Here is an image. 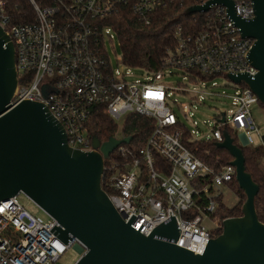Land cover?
<instances>
[{
	"label": "built area",
	"instance_id": "obj_1",
	"mask_svg": "<svg viewBox=\"0 0 264 264\" xmlns=\"http://www.w3.org/2000/svg\"><path fill=\"white\" fill-rule=\"evenodd\" d=\"M194 1L197 5L208 0ZM233 1L237 15L244 19L255 16L252 0ZM29 2L34 21L14 23L6 1L0 0V25L12 40L16 54L18 85L12 103H43L64 126L69 146L85 152L95 149L88 129L95 107H103L117 123L130 114L152 118L154 127L145 145L138 152H131L122 171L113 161L107 166L105 163L104 172L114 190L107 194L124 221L131 222L135 230L150 235L174 218L179 231L177 239H161L202 254L215 237L213 232L223 228V220L228 218L223 214L220 220L214 217L223 203L221 188L230 186L236 167L231 162L219 166L205 162L187 146L185 132L189 131L193 140L217 143L224 140L228 126L237 134L241 146L263 142L250 109L258 97L245 82L228 78L229 73L254 76L258 72L249 61L254 39L242 37L226 6L212 4L208 11L197 12L205 14L201 24L195 19L190 29L176 28V44L164 57L161 69L146 70L145 79L132 81L129 75L136 69L123 62L122 53L117 61L122 69L113 66L106 40L117 36L101 21L122 6H129L149 24L152 13L166 7L168 0ZM168 67L183 70V92L195 98L208 95L209 84H215L217 77L226 76L233 84V109L216 116L215 127L207 138H196L175 114L171 93L160 82ZM117 148L123 156L130 152L123 144ZM206 220L214 224L206 227ZM59 227L54 218L44 219L28 211L18 195L2 201L0 264H54L74 243L85 253L86 248L76 238L61 239Z\"/></svg>",
	"mask_w": 264,
	"mask_h": 264
},
{
	"label": "water",
	"instance_id": "obj_2",
	"mask_svg": "<svg viewBox=\"0 0 264 264\" xmlns=\"http://www.w3.org/2000/svg\"><path fill=\"white\" fill-rule=\"evenodd\" d=\"M252 3L251 19L236 14L233 0H208L185 14L208 11L212 4L227 7L242 37L254 39L249 61L258 70L254 76L229 73L228 78L248 84L264 104V0ZM17 85L15 47L0 25V203L26 194L60 224L61 239L76 238L84 245L85 253L74 264H264V223L255 205L260 187L228 131L216 146L233 157L237 182L246 195L242 215L225 218L222 233L202 254H195L161 239H177L174 218L144 235L124 221L102 188L105 161L131 138L101 143L93 136V151L72 148L64 126L43 103H12Z\"/></svg>",
	"mask_w": 264,
	"mask_h": 264
},
{
	"label": "trees",
	"instance_id": "obj_3",
	"mask_svg": "<svg viewBox=\"0 0 264 264\" xmlns=\"http://www.w3.org/2000/svg\"><path fill=\"white\" fill-rule=\"evenodd\" d=\"M5 1L12 22L30 23L34 21L35 13L29 0ZM194 4V0H168L166 7L157 8L152 13L149 24L134 14L131 7L122 6L116 13L102 19L101 25L104 28H110L116 34L120 43L123 62L126 65L134 69L157 71L163 67L164 57L176 44V28L183 26L190 29L193 27L195 19L199 20V24L202 23L205 14H185V11ZM258 102L264 106L259 100ZM153 127L154 120L152 118L139 114L128 115L124 120L122 134L123 138H131V140L122 144L130 152L123 156L116 148L112 152V154L116 152L115 156L111 154L110 159L105 161L106 166L113 161L115 167L122 171L124 162L131 158V152H138L145 145ZM88 129L92 137L96 136L101 143L107 142L111 138L117 139L116 136L119 132L118 123L105 113L103 107L99 106L93 110ZM226 129L235 138V143L242 148L246 170L260 187L255 205L259 220L264 223V136L262 143L241 146L237 134L228 126ZM185 141L192 151L210 165L219 166L233 160L230 152L217 147L213 140H193L189 131H186ZM107 176L104 172L102 188L108 194H112L114 190L110 187ZM229 185L235 190L239 200L232 207L222 203L216 214L219 218L222 214L225 217L242 215V206L246 200V195L239 187L236 177ZM222 230L223 228L214 231L213 235L215 237L220 235Z\"/></svg>",
	"mask_w": 264,
	"mask_h": 264
},
{
	"label": "rangeland",
	"instance_id": "obj_4",
	"mask_svg": "<svg viewBox=\"0 0 264 264\" xmlns=\"http://www.w3.org/2000/svg\"><path fill=\"white\" fill-rule=\"evenodd\" d=\"M113 39L107 38L106 45L111 57L112 64L115 68L121 70V64L118 63L121 60V49L118 39L113 36ZM118 61V62H117ZM163 76L160 82L164 83L168 87L172 106L174 108L177 117L184 122L196 138H207L215 127L216 116L220 112L233 109L231 104V96L234 93L233 84L226 76L217 77L213 80L215 84H209L210 93L203 99L197 95L195 98L193 95L183 92L185 88V74L182 69L176 67H168L164 70ZM146 77L144 69L134 70V74L129 75V80H143ZM193 85H188V88H194ZM253 119L258 126L260 133L264 136V106L259 102L251 105L250 107ZM124 120L118 121L119 132L117 139H122V129ZM116 152L112 155L115 156ZM221 191L223 193V203L228 206H234L239 198L232 189L231 186H222ZM20 203L32 214L39 215L44 219H48L49 216L26 194L20 192L18 194ZM215 220H220L218 216L214 217ZM206 227L214 224L210 220L204 222ZM82 255L81 250L74 243L68 248L60 259L54 264H74Z\"/></svg>",
	"mask_w": 264,
	"mask_h": 264
}]
</instances>
